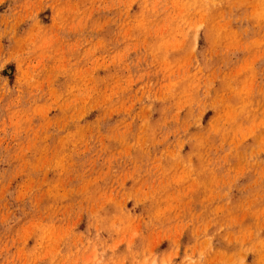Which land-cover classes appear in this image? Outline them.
Segmentation results:
<instances>
[{"label": "rangeland", "instance_id": "374dc122", "mask_svg": "<svg viewBox=\"0 0 264 264\" xmlns=\"http://www.w3.org/2000/svg\"><path fill=\"white\" fill-rule=\"evenodd\" d=\"M0 264H264V0H0Z\"/></svg>", "mask_w": 264, "mask_h": 264}]
</instances>
